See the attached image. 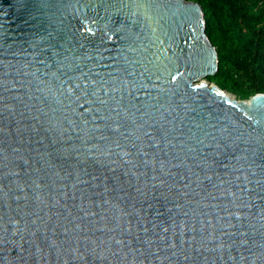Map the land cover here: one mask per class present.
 Here are the masks:
<instances>
[{"label":"water","instance_id":"1","mask_svg":"<svg viewBox=\"0 0 264 264\" xmlns=\"http://www.w3.org/2000/svg\"><path fill=\"white\" fill-rule=\"evenodd\" d=\"M216 70L192 1L0 0V264H264V94Z\"/></svg>","mask_w":264,"mask_h":264},{"label":"trees","instance_id":"2","mask_svg":"<svg viewBox=\"0 0 264 264\" xmlns=\"http://www.w3.org/2000/svg\"><path fill=\"white\" fill-rule=\"evenodd\" d=\"M186 1L200 6L216 53L217 70L207 81L239 100L264 94V0Z\"/></svg>","mask_w":264,"mask_h":264},{"label":"bare ground","instance_id":"3","mask_svg":"<svg viewBox=\"0 0 264 264\" xmlns=\"http://www.w3.org/2000/svg\"><path fill=\"white\" fill-rule=\"evenodd\" d=\"M221 95H222V97L224 98V99H226V100H228L229 102H235V103H237V104H243V105H245V106H249V103H248V101H243V102H238V100H236L235 98H233V96H231V95H229V94H227V93H224V92H221Z\"/></svg>","mask_w":264,"mask_h":264},{"label":"rangeland","instance_id":"4","mask_svg":"<svg viewBox=\"0 0 264 264\" xmlns=\"http://www.w3.org/2000/svg\"><path fill=\"white\" fill-rule=\"evenodd\" d=\"M202 81L205 82V83L208 82L206 78H203ZM247 84H248V83L245 84V87H248ZM221 91L224 92V93H227V94H229V95H231V96H233V98H235L236 100H239L235 95H232V94L228 93V92L225 91V90H221Z\"/></svg>","mask_w":264,"mask_h":264}]
</instances>
